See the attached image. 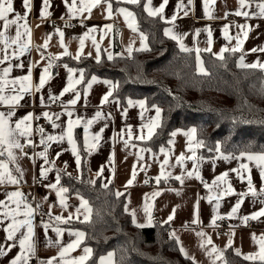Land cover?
Listing matches in <instances>:
<instances>
[{
	"label": "crops",
	"instance_id": "0c3cea01",
	"mask_svg": "<svg viewBox=\"0 0 264 264\" xmlns=\"http://www.w3.org/2000/svg\"><path fill=\"white\" fill-rule=\"evenodd\" d=\"M30 2L29 11L23 0H12L13 12L8 19H15L16 13L23 17L16 25L5 28L0 21V113H12V129L24 121L14 132L21 148L0 144V249L4 250L0 264H12L17 256L26 257V264H85L90 258L92 249L84 244L85 233L66 225L89 220L88 200L79 194L67 195V191L57 195L60 189H67L63 173L76 178L80 175L78 129L84 144L87 141L86 167L90 177L100 178L103 186L113 185L117 195L126 196L125 208L134 225L147 228L156 221L169 224V236L176 240L180 251L183 249L181 253L196 264H226L222 252L229 248L243 259L263 260L264 216L251 217L264 210V161L247 158L263 154L218 153L198 160V141L191 129L176 130L169 148L155 152L140 142L151 139L160 123L157 107L144 103L141 108L138 102L143 100H131L133 104L124 107L111 98V80L92 75L83 84L84 71L64 62L83 58L98 62L104 56L111 60L115 39L122 53L148 49V39L130 8L142 0H76L71 11L73 0H48L47 15L43 17L44 0ZM162 4V13L149 14ZM142 5L149 16L161 18L164 34L170 30L166 37L177 42L181 50V45L187 49L182 51L195 53L196 68L201 74L206 73L203 54L220 58L222 50V58L228 52L238 53L240 67L251 68L241 66V60L244 65L264 64V15L259 7L264 2L168 0L164 4V0H143ZM29 75L30 79H25ZM65 88L69 90L65 92ZM77 93L80 98L72 104ZM12 97L19 99L13 102ZM97 113L101 115L98 117ZM28 116L31 119L25 120ZM70 121L74 143H69ZM49 136L54 139L49 140ZM97 136L99 139L95 140ZM26 147L28 151H24ZM190 172L192 176L188 175ZM225 173L227 176L220 180ZM9 176L16 182H11ZM249 179L254 192L249 191ZM229 186L231 193L226 191ZM16 192L21 195L11 196ZM82 201L87 205L82 207ZM238 201L242 203L233 214ZM29 209L32 214L26 216ZM57 216L63 219L58 221ZM38 217L45 221L39 222ZM221 217H229V223L223 235L218 236L214 222ZM246 217L252 224H247ZM29 219L32 248L29 251L26 244L22 253L19 241L28 234L27 226L20 227L12 240L6 229L14 220ZM77 233L84 235L80 238ZM86 248L91 251L86 253ZM80 257L85 259L81 261ZM20 264L25 261L22 259ZM97 264H115L114 253L101 256Z\"/></svg>",
	"mask_w": 264,
	"mask_h": 264
},
{
	"label": "trees",
	"instance_id": "16d2710c",
	"mask_svg": "<svg viewBox=\"0 0 264 264\" xmlns=\"http://www.w3.org/2000/svg\"><path fill=\"white\" fill-rule=\"evenodd\" d=\"M142 3L143 0L130 8L148 39V49L122 53L115 39L111 60L104 56L99 62L85 58L64 62L84 71L83 84L92 75L111 80V98L124 107L129 100H143L149 107H158L161 119L154 135L140 142L155 152L169 147L176 130L195 128L198 160L218 153L264 155V71L240 67V55L228 52L223 58L203 54L206 73H199L195 53L182 51L177 42L166 37L164 22L149 16ZM76 140L80 175L76 178L63 173L62 180L67 195L83 196L91 208L88 221L66 223L85 233L84 244L92 249L85 264H97L108 252L114 253L115 264H196L181 253L176 240L169 236V224L156 221L147 228L134 225L125 208L126 196L117 195L113 185L103 186L100 178L90 177L80 129ZM261 194L264 196V191ZM222 255L226 264H264V259H243L231 248Z\"/></svg>",
	"mask_w": 264,
	"mask_h": 264
},
{
	"label": "snow or ice",
	"instance_id": "6c2138e0",
	"mask_svg": "<svg viewBox=\"0 0 264 264\" xmlns=\"http://www.w3.org/2000/svg\"><path fill=\"white\" fill-rule=\"evenodd\" d=\"M65 2H67V0H65ZM97 2H99V0H97ZM128 2H131V3H137L138 0H128ZM168 0H164V4H167ZM241 2H243V0H241ZM75 3H76V0H73V4L72 6H70L69 8V11H71V8L75 6ZM44 5H45V11H42L41 12V16H45L47 15V12H46V8H47V5H48V0H44ZM23 6L25 7V9L27 10H31V2L30 0H23ZM163 4L161 5V7L155 11H150L149 14L150 15H156L157 13H162L163 12ZM260 7V10H261V14L264 15V5H259ZM121 11L123 12L124 10L121 9ZM13 12V3H12V0H0V21H3L4 22V27L7 28L8 25H16L18 23L19 20H21L23 17L20 16L19 13H16L15 14V19H8V14L9 13H12ZM187 14V13H185ZM237 15H240L241 13L237 12L236 13ZM127 15H131V13H128ZM245 15H247L245 13ZM173 20H175V17L172 18ZM26 31H28V29L26 28ZM59 31V30H58ZM170 34V30H165V35H169ZM0 35H3V33H0ZM17 37L20 36V32L17 31L16 33ZM60 35L61 37L63 36V33L60 32ZM209 35H211L209 33ZM173 38H176V37H173ZM210 42V41H209ZM46 46V45H45ZM63 46V45H62ZM81 47H83V41H81ZM181 48L182 50H185L187 51V49H184L183 45H181ZM237 49H233V51H236ZM223 52V50H222ZM222 52H221V57L222 58ZM65 54H67V52L65 51ZM78 58V57H77ZM197 59L199 60V57H197ZM99 62V61H98ZM241 66H244V67H251V68H256V67H260L262 69H264V64H251V65H244L243 64V61L241 60ZM49 67H51V64L49 65ZM7 71L8 70H5V75H7ZM69 71L71 72L72 70L69 69ZM45 72H47V69H45ZM83 78V74L81 73V79ZM25 79H30V75L29 77H25ZM95 80V77H93V81ZM77 83H79V81H77ZM44 84V77L41 76V79H40V85L42 86ZM69 87H71V78H70V84H69ZM89 87H91V85L89 84ZM69 90V88H65L64 91L67 92ZM0 91H2V89H0ZM111 95V92L108 93V95H106L104 97V100L107 101L108 100V96ZM79 94L77 93L76 94V98L74 100H72V104H75L77 102V100L79 99ZM2 99V98H0ZM19 97H12V100L13 102H15L16 100H18ZM129 105H132L133 102L131 100L128 101ZM140 107L143 108L144 107V101H139L138 102ZM156 111V115H157V118H159L160 116V109L157 107L155 109ZM12 113L9 112L7 115H5L4 113H0V144H4V143H8L10 146L12 147H15V148H21L22 146L16 142V139L14 137V132L15 130H18L20 128V125L24 122V121H20L18 123L15 124V129H12L10 126H9V120H10V117H11ZM45 117H48V114L45 113L44 114ZM69 115H71V113H69ZM101 114L100 113H97V116L99 117ZM31 119V116H28V117H25V120H30ZM78 123V122H77ZM89 123H91V121H89ZM42 131V130H41ZM85 131L87 132V129H85ZM196 131L195 128L191 129V134H194ZM21 135H23V133H20ZM173 136L176 135L175 132L172 133ZM185 135H189V133H185ZM49 140H52L54 139L53 137L49 136L48 137ZM61 139H63V137H61ZM95 140H98L99 137H94ZM141 139H143V137H141ZM43 142V141H42ZM69 143H74L72 138H71V121L69 122ZM200 145L203 144V141H200L199 142ZM85 146L87 147V141L85 142ZM191 150V149H190ZM216 151L219 152L220 151V145L217 144L216 146ZM74 154H75V148H74ZM0 155H3L2 152H0ZM41 156H45V153H40ZM9 156L11 157L12 156V153L9 152ZM14 158V157H13ZM225 159H227L228 157H224ZM249 160H253V159H259L261 161H264V155H260L258 157H254L252 155H248L247 157ZM80 163V158L79 156L77 155V164L79 165ZM165 163H167V161H165ZM242 168H247V165H241ZM19 170V169H18ZM42 175H44V173L42 172ZM189 176H192L193 173H188ZM135 176V173L133 174V178ZM227 176V173L224 174V176L220 177L219 179L220 180H223L225 177ZM261 176L264 177V172H261ZM177 179H181L180 177H176ZM9 179L11 180V182L15 183V179L12 178L11 176H9ZM157 180H159V178H157ZM59 182V179L57 178V183ZM129 183H131V181H129ZM215 183V182H214ZM249 191H252L254 192V189L252 188V185H251V179H249ZM52 187H55V185H53ZM205 187H208V185H205ZM64 191H67V189H60L57 193V195L60 194V192H64ZM227 192L231 193L232 192V189L231 187L229 186L226 190ZM261 191H264V189H261ZM21 193L19 192H16V193H12L11 196H20ZM243 195V194H241ZM219 197H217L218 199ZM210 202H211V198H209ZM242 203V201H238L236 206L232 209V213H236V211L239 209L240 207V204ZM87 205V202L86 201H82V207L83 206H86ZM218 207V205H217ZM88 212H90L91 210L90 209H86ZM7 215V213H5ZM32 214V211L31 209H29V211L27 213H25L26 216H31ZM258 216H264V210H261L259 211L258 213H256L254 216H252L251 218L252 219H256ZM56 220H62L63 218L60 217V216H57L55 218ZM172 217L170 216L169 217V220H171ZM247 219V217L245 218ZM85 220H88V216H85ZM27 226V230H28V234L23 236L22 239H20L19 241V244H20V248H21V251L23 253L24 249H25V245L27 244L28 245V250L31 251V248H32V245L30 243V240H31V236H32V232H33V228H32V223H31V220H24V221H20V222H16L15 220L13 221L12 224L9 225L8 229H6V231H8V239L9 240H12L14 238V235H15V232L22 226ZM140 227H143V225H138ZM47 227V226H45ZM78 237L82 238L83 237V233H77L76 234ZM201 235H203L201 233ZM210 242V241H209ZM231 243V242H230ZM72 245H69V248H71ZM65 251H67V249H65ZM86 253H89L91 250L90 249H85L84 250ZM181 251H183V249H181ZM262 251H264V245H262ZM4 254V250L3 249H0V255H3ZM63 255V253H62ZM111 255V254H110ZM246 258H250V257H246ZM262 259H264V256L261 257ZM24 260L25 261V264H26V260L27 258L26 257H23V256H17L13 261H12V264H20V261L21 260ZM85 259V257H80V260L83 261ZM48 264H51V261L48 262Z\"/></svg>",
	"mask_w": 264,
	"mask_h": 264
},
{
	"label": "built area",
	"instance_id": "2783aa9c",
	"mask_svg": "<svg viewBox=\"0 0 264 264\" xmlns=\"http://www.w3.org/2000/svg\"><path fill=\"white\" fill-rule=\"evenodd\" d=\"M74 24H71L72 27ZM24 151H28V148H24ZM151 180V178H149ZM39 222H44L45 219L43 217H38ZM246 222L248 225L252 224L251 219H246ZM229 223V217H221L215 220L214 226L217 229L218 236L223 235L224 230L226 229L227 225Z\"/></svg>",
	"mask_w": 264,
	"mask_h": 264
},
{
	"label": "rangeland",
	"instance_id": "374dc122",
	"mask_svg": "<svg viewBox=\"0 0 264 264\" xmlns=\"http://www.w3.org/2000/svg\"><path fill=\"white\" fill-rule=\"evenodd\" d=\"M118 137L120 138V136L118 135ZM120 143H121V140L119 139V145H120ZM169 148V147H168Z\"/></svg>",
	"mask_w": 264,
	"mask_h": 264
}]
</instances>
